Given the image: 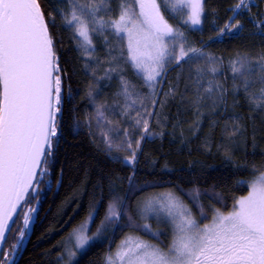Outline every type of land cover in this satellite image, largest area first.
Instances as JSON below:
<instances>
[{
    "label": "trees",
    "instance_id": "16d2710c",
    "mask_svg": "<svg viewBox=\"0 0 264 264\" xmlns=\"http://www.w3.org/2000/svg\"><path fill=\"white\" fill-rule=\"evenodd\" d=\"M80 2L89 3L90 0ZM236 2L203 0L199 28L181 24L175 17L169 19L171 25L183 33L187 46L202 49L205 57L212 60L170 67L154 92H148L143 80L125 62L127 43L111 30L105 31L107 41L98 33H90L95 50L93 58L89 59L82 55L83 48L78 47L77 37L74 38L73 31L66 29L62 21L55 18L54 26L49 24L64 80L59 121L61 138L46 165L47 172L38 177L39 183H35L22 205L3 245L2 251L6 245L11 249L16 243L19 230L24 228V215L30 216L29 209L39 200L31 237L13 264H57L64 237L92 209L96 211L93 228L106 212L105 203L113 194L124 195L128 184L150 185L154 191L172 190L191 208L194 206L183 193L197 191L204 213L200 223L209 221L213 209L230 212L235 200L248 193V182L264 172V107H257V103L264 104V100H253L264 88L261 83L264 74L256 71L255 75L233 79L231 62L247 58L251 65L264 63V35L250 29L249 24H243L247 30L239 36L216 39L219 29L232 17L231 7ZM39 3L47 19L54 8L60 7L61 0H39ZM111 7L112 15H116V0H112ZM87 60L94 69L105 68V72L120 79L124 77L147 95L153 92L152 100L156 103L149 119L153 135H146L140 142L132 166L120 158H113L95 144L90 122L86 123V128L81 125L85 123L84 107H88L84 90L95 83L86 81L90 79L84 69ZM213 67L219 71H210ZM112 68L117 71H110ZM197 68L203 70L200 74L203 99L199 103L194 102L198 93L192 83L197 78ZM93 79H99L97 83L104 88V96L110 104L118 99L115 96L117 82L113 81L116 79L110 84L102 78ZM245 79L250 81L247 91L243 86ZM208 81L223 85L226 90L223 102L218 101L216 93L211 97L203 93ZM112 106L108 115L116 112L114 117H117V107ZM120 125L122 128L131 126L121 120ZM135 129H130L134 141L141 135ZM24 231L26 233V229ZM19 250L20 247L15 258ZM106 252L105 243H93L75 264H104Z\"/></svg>",
    "mask_w": 264,
    "mask_h": 264
},
{
    "label": "snow or ice",
    "instance_id": "6c2138e0",
    "mask_svg": "<svg viewBox=\"0 0 264 264\" xmlns=\"http://www.w3.org/2000/svg\"><path fill=\"white\" fill-rule=\"evenodd\" d=\"M61 2L69 7L54 8L46 19L39 0H0V264H12L18 247L22 246L24 229L28 227L30 216L24 215V228L19 230L11 251L5 253L2 245L6 240V233L11 231L9 221L33 182L39 183L38 177L47 172L46 165L61 138L59 121L64 80L49 31V24H55L53 12L60 15L66 29L73 31L74 38H82L78 41V47L83 48L82 55L89 59L93 58L95 50L90 33H98L107 41L105 31L111 30L121 41L126 38L125 62L143 80L144 86L153 91L170 67L212 60L211 57H205L202 49L186 47L183 33L165 19L157 0H116V15H112V0ZM162 3L170 14L178 8L191 9L185 23H201V0H162ZM169 4L172 5L171 8L167 7ZM136 7L139 11L135 10ZM248 9L249 0H239L234 6L233 16L219 29V35L239 36L243 25L236 17L241 10ZM99 13L103 15H98ZM254 27L264 35V20ZM121 55H124L123 49ZM110 71L117 69L112 68ZM202 71L197 68V78L192 81L198 93L195 103L203 99L200 94ZM210 71L216 73L219 69L213 67ZM231 71L233 79L237 76L245 78L255 75L256 71L264 74V63L251 65V61L242 58L231 62ZM189 76L191 78V71ZM261 83H264V75H261ZM243 86L247 91L250 81L245 79ZM134 88V85L121 77L119 94L126 100H131L133 105L138 102L143 105L144 98L132 99ZM225 91L222 84L213 81H208V86L203 89V93L209 97L216 93L219 102L224 101ZM88 95L91 96L92 92ZM253 100H264V88H261L260 95L253 97ZM151 103L154 105L156 101L152 100ZM129 107L131 105H126L125 115L128 114ZM257 107H264V104L257 103ZM97 115H104L99 108ZM137 117L139 118L131 119L142 134L135 141L130 139L128 129L123 131L119 144L114 142L108 131L101 133L108 149L119 150L124 147L131 150V154L124 158L129 164L135 162L140 142L146 135H153L148 120L140 112H137ZM129 180L131 183V178ZM248 183V194L235 200L232 211L225 214L219 209L214 210L211 223L204 224L203 227L193 217L191 210L176 201L171 194L165 199L148 200L142 210L145 216L165 211L171 218L174 226L171 246L164 251L138 237H128L115 256L109 257L108 264H264V172ZM123 214L113 203L109 205L105 220L119 219ZM201 215H204L202 208ZM103 226L102 222L101 227ZM136 228L141 226L137 224ZM142 228L150 234L148 224H144ZM86 231L87 223L71 234L78 250L84 249L95 238L85 235ZM99 234L100 229H97L96 235ZM67 251L68 264H71L76 252L71 249Z\"/></svg>",
    "mask_w": 264,
    "mask_h": 264
},
{
    "label": "rangeland",
    "instance_id": "374dc122",
    "mask_svg": "<svg viewBox=\"0 0 264 264\" xmlns=\"http://www.w3.org/2000/svg\"><path fill=\"white\" fill-rule=\"evenodd\" d=\"M158 3L161 4V12L165 16V19L168 20L169 24H172L169 19H175L177 18L181 24H187L190 28H199L202 25V19H203V0H201L202 4V15H201V23L199 25H192L190 21L188 23H185V21L188 20V15L191 12V9L189 8H178L177 11L172 12L171 14L169 11L165 10V4L162 3V0H157ZM239 2L237 0L236 4ZM250 2V9L248 10H241L238 17L240 20V23L243 24H249V28L260 32V30L256 27H254L255 24H258L260 21L264 20V0H249ZM235 4V5H236ZM234 5V6H235ZM171 4L167 5L168 8H171ZM234 6L231 7L232 10V16H233V9ZM69 6L66 3L61 2L59 8L67 9ZM136 11H139L138 7L135 8ZM55 15V18L57 21L61 22V17L57 12L53 13ZM241 20L244 22H241ZM211 21V20H210ZM248 28V29H249ZM247 30L245 26L243 25V30ZM241 31V32H242ZM123 35V34H122ZM231 36L229 34H225L223 36H218L216 39H221L224 36ZM78 41H80L82 38L77 37ZM127 43L126 38L124 39ZM187 47V45H186ZM87 57V56H86ZM85 71L90 75V79L86 80L87 82H92V80L95 82L93 83V86L88 88L85 87L84 93L85 97L87 98V104L88 107H84V114L85 116V125L81 123L82 127L86 128L89 124L90 131L92 133L93 140L95 144L105 149V151L109 152L113 158L117 157L122 159V161L127 165H133L126 162L124 159L126 156H129L131 154V150H127L124 147L117 150L115 148L108 149L104 143V137L101 135L102 132L108 131L109 135L112 137L115 143L119 144L120 140L123 138V131L125 129H128V131L131 133L130 129L136 128L135 131L141 133V129L137 128L135 125V122L131 117H137V112H140L141 116H143L144 119L148 120L151 117V115H148L150 112L152 114V94L153 90L148 89V92H152L151 95L145 94L143 91L134 88L132 99H138V97L144 98L143 105H141L139 102L136 104H131V100H126V98L123 95H120L119 92L121 91V79L119 77H116L115 75L110 74L109 72H105L104 69L96 70L91 66V63L89 60L85 61L84 65ZM104 71V73H103ZM101 73V74H99ZM107 73V75H106ZM100 76V77H99ZM102 78L104 80H108V84L112 82L113 80L117 82V91H115V96L118 97V99L114 100L112 104H110L108 101V97L106 95L104 96V88L100 87V85L97 83L99 79H93V78ZM124 78V77H123ZM125 79V78H124ZM159 79V78H158ZM126 80V79H125ZM129 81V80H127ZM108 84L106 86H108ZM132 85V83L130 82ZM158 87V85H157ZM157 87L155 90H157ZM131 90V89H130ZM92 92V95L89 96L88 93ZM113 99V98H112ZM112 107H117L118 116L114 117L116 112L114 114L108 115L109 109ZM126 105H131V107L127 108V115H125ZM90 107V108H89ZM100 109V111L103 112V117H99L97 115V109ZM89 109V110H88ZM88 110V111H86ZM121 121H126L127 123H130L131 126H128L127 128H122L120 125ZM110 122V123H109ZM133 133H131L132 135ZM142 134V133H141ZM130 139L133 140V138L130 136ZM138 139V138H137ZM134 141V140H133ZM249 186V184H248ZM154 187L150 185H145L143 187L135 186L132 184H128L127 189L125 191L124 195L119 194H113L109 201L105 203L106 206V212L101 219V221L92 228L94 218L96 216V211L92 209L89 211V213L86 215V217L80 222L77 226L74 227L67 235L64 237L62 242V248L61 253L58 259L57 264H68V251L67 249H71L72 251L76 252L75 257L72 258L71 264H75L79 257L82 256L87 249L93 244V243H105L107 252L105 253L104 258V264H108L109 257H114L117 250L120 248L122 243L128 238V237H138L140 240L146 241L152 245H156L159 248L163 249L164 251H167L168 248L171 246L172 241L174 239V226L171 222V218H169L165 211H159L158 213L149 214L145 216L142 212V210L145 208L146 202L148 200L155 201L157 198L165 199L168 194H171V196L178 202L182 203L183 205L187 206L191 212L193 217L199 222L201 219H203L201 215V204L198 201V195L199 193L196 191H187L183 193L186 196V199L191 202V206L189 207L186 202L183 201L174 191L172 190H157L154 191L152 189ZM250 190V188H249ZM248 190V191H249ZM35 191V190H34ZM33 191V192H34ZM248 194V193H247ZM246 194V195H247ZM245 195V196H246ZM186 200V201H187ZM187 201V202H188ZM115 203L117 205V210L122 211L124 214L119 219H113L111 221H106L105 217L108 215V209L109 205ZM159 207V205H157ZM174 211H179V209H174ZM232 211V210H231ZM214 209L212 210L211 218L213 215ZM222 212V211H221ZM224 213V212H223ZM227 214V213H225ZM89 217L92 219L89 220ZM131 217V219H129ZM211 218L208 222L200 223V226L203 227L204 224H210ZM103 222V227H101V224ZM87 223V231L85 232V235L89 237H95L93 240H90L89 244L85 246L84 249H76L75 248V240L72 238L71 234L74 232V230L79 229L81 225ZM139 224L141 228H136V225ZM144 224H148L150 226V234L146 233L142 226ZM97 229H100L99 236L96 235ZM167 239V240H165ZM11 249L8 248L6 245L3 252L7 253L10 252ZM15 255L12 259V264L14 262Z\"/></svg>",
    "mask_w": 264,
    "mask_h": 264
},
{
    "label": "water",
    "instance_id": "95a60500",
    "mask_svg": "<svg viewBox=\"0 0 264 264\" xmlns=\"http://www.w3.org/2000/svg\"><path fill=\"white\" fill-rule=\"evenodd\" d=\"M39 172V169L37 170ZM36 181L33 182V185L32 187H30L26 193V195L24 196V198L20 201L19 205L17 206L16 208V211L15 213H13V216H12V220L9 221V225H10V228L12 227V224L16 218V216L18 215L21 207L23 204H25L26 200H27V197L28 195L30 194V192L32 191V189L34 188V185H35ZM39 200L36 201L33 209L34 211H31L30 213V220H29V223H28V227L26 228V233H25V237L23 239V242H22V246L20 247V250H19V254L16 256L15 258V261L14 263L19 259L20 257V254L23 252V250L25 249L27 243H28V240L30 239L31 237V234H32V230H33V226H34V223L36 221V217H37V213H38V209H39ZM9 232L6 233V238L8 236ZM5 243V242H4ZM4 245V244H3ZM3 245H2V248H3Z\"/></svg>",
    "mask_w": 264,
    "mask_h": 264
}]
</instances>
